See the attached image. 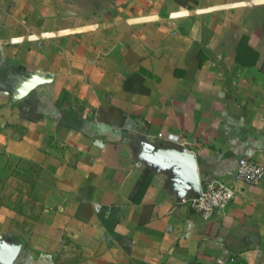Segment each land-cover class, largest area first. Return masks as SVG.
<instances>
[{"label": "crops", "instance_id": "crops-1", "mask_svg": "<svg viewBox=\"0 0 264 264\" xmlns=\"http://www.w3.org/2000/svg\"><path fill=\"white\" fill-rule=\"evenodd\" d=\"M159 145L193 151L201 186L264 166V0H0L14 264H264V179L206 220Z\"/></svg>", "mask_w": 264, "mask_h": 264}, {"label": "water", "instance_id": "water-1", "mask_svg": "<svg viewBox=\"0 0 264 264\" xmlns=\"http://www.w3.org/2000/svg\"><path fill=\"white\" fill-rule=\"evenodd\" d=\"M147 159L156 168L172 173V187L182 197L201 193V176L197 156L186 147L159 145L148 149ZM188 193V195H187ZM22 241L0 240V264H14L22 249Z\"/></svg>", "mask_w": 264, "mask_h": 264}, {"label": "built area", "instance_id": "built-area-1", "mask_svg": "<svg viewBox=\"0 0 264 264\" xmlns=\"http://www.w3.org/2000/svg\"><path fill=\"white\" fill-rule=\"evenodd\" d=\"M159 137L168 142H178L174 134L159 133ZM264 179V166L251 157L241 158L235 173V180L228 184L222 179L211 178L201 186L199 196L191 195L181 198L180 203L197 211L204 219H211L216 214L224 213L231 201L242 193L236 181L258 185Z\"/></svg>", "mask_w": 264, "mask_h": 264}]
</instances>
